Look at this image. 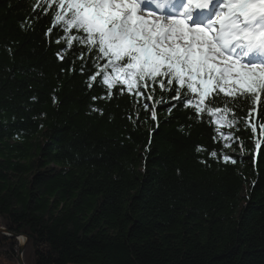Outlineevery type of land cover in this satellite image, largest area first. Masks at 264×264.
<instances>
[{
	"label": "trees",
	"instance_id": "16d2710c",
	"mask_svg": "<svg viewBox=\"0 0 264 264\" xmlns=\"http://www.w3.org/2000/svg\"><path fill=\"white\" fill-rule=\"evenodd\" d=\"M54 9L0 0V223L28 239L23 263L264 264V95L232 141L158 86L155 121L126 91L93 100L106 89L56 42ZM16 252L0 234V264Z\"/></svg>",
	"mask_w": 264,
	"mask_h": 264
},
{
	"label": "snow or ice",
	"instance_id": "6c2138e0",
	"mask_svg": "<svg viewBox=\"0 0 264 264\" xmlns=\"http://www.w3.org/2000/svg\"><path fill=\"white\" fill-rule=\"evenodd\" d=\"M53 26L65 51L87 49L97 69H89V80L106 89L105 96L93 100L126 91L137 101H153L154 121L161 101L145 93L158 86L162 93H174L170 98L178 106L192 108L190 118L215 125L232 141V133L222 129L238 128L236 113L258 105L264 95V0H55ZM149 107L143 104L146 111ZM255 111L248 109L245 118L253 132ZM260 131L264 135V125ZM210 155L216 157L217 151ZM223 159L236 162L227 155Z\"/></svg>",
	"mask_w": 264,
	"mask_h": 264
},
{
	"label": "water",
	"instance_id": "95a60500",
	"mask_svg": "<svg viewBox=\"0 0 264 264\" xmlns=\"http://www.w3.org/2000/svg\"><path fill=\"white\" fill-rule=\"evenodd\" d=\"M0 234L8 237L9 239H13L16 241L17 243L16 261L18 264H24L22 257H23L24 249L28 244V239L24 236H19L9 233L2 227L1 223H0ZM21 237H23V239H21Z\"/></svg>",
	"mask_w": 264,
	"mask_h": 264
}]
</instances>
